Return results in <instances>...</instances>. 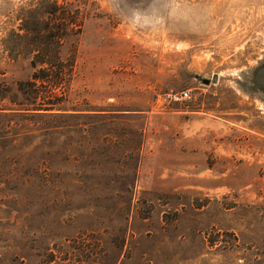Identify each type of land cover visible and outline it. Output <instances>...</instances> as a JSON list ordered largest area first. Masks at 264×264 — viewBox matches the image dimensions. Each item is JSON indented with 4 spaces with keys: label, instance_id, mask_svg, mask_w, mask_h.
I'll return each instance as SVG.
<instances>
[{
    "label": "rangeland",
    "instance_id": "374dc122",
    "mask_svg": "<svg viewBox=\"0 0 264 264\" xmlns=\"http://www.w3.org/2000/svg\"><path fill=\"white\" fill-rule=\"evenodd\" d=\"M52 1L0 0V95L34 71L6 39ZM57 1L83 16L70 101L141 117L90 139L71 129L94 119L0 99V264H264V0ZM171 89L191 98L157 100ZM136 129L130 198L114 175L134 166Z\"/></svg>",
    "mask_w": 264,
    "mask_h": 264
},
{
    "label": "trees",
    "instance_id": "16d2710c",
    "mask_svg": "<svg viewBox=\"0 0 264 264\" xmlns=\"http://www.w3.org/2000/svg\"><path fill=\"white\" fill-rule=\"evenodd\" d=\"M72 5L71 2L66 1L65 5L61 6L58 5L57 0H54L43 5V9L41 6H35L26 11L20 28L24 30V33L11 32L6 43L11 59L16 60L19 57L17 51L20 49L34 53V55H29L34 71L30 78L18 81L17 90L11 92V95L7 93L9 92L7 89H4L6 95H0V99L8 98L15 106V108H8L11 109V113H29L35 116L49 115L53 117L67 115L69 117L94 119L85 126H76L71 129V132L77 135L86 132L90 139L95 138L104 127L109 126L106 125L107 122L111 126L106 129V133H118L120 131L117 125L120 122L130 124L131 121L141 116L134 113H124L122 109L110 111L96 109L93 105H89V108H81L70 101L69 87L76 67L77 38L83 25L81 9L79 7L73 8ZM12 37H19L20 41L17 43ZM63 49L67 52L65 55L60 54ZM256 82L258 83V79ZM5 109L4 111H6ZM2 111L0 114L8 113ZM58 130L55 129L54 132L57 133ZM133 132L139 143L132 148L131 154L127 158L134 160V166L130 170L121 171L114 175L117 181L121 180V185L130 198L134 195L138 179L144 135L143 129H136ZM119 136L123 137L124 134ZM116 148L119 147L116 145ZM90 150L93 153L92 148ZM15 172L18 173L19 171ZM95 172L82 171L79 173V179L87 180L88 174H93L91 178H94ZM51 174L53 182L63 183L65 174L55 170L51 171ZM110 174L106 176L99 172L97 180L111 179L114 181ZM38 175L40 177L35 178L44 181V185L46 181L50 180L48 175L42 176L39 173Z\"/></svg>",
    "mask_w": 264,
    "mask_h": 264
},
{
    "label": "built area",
    "instance_id": "2783aa9c",
    "mask_svg": "<svg viewBox=\"0 0 264 264\" xmlns=\"http://www.w3.org/2000/svg\"><path fill=\"white\" fill-rule=\"evenodd\" d=\"M191 98V92L189 89H182V90H168L162 95H157V100L163 99L167 104H175V103H183L186 100Z\"/></svg>",
    "mask_w": 264,
    "mask_h": 264
},
{
    "label": "water",
    "instance_id": "95a60500",
    "mask_svg": "<svg viewBox=\"0 0 264 264\" xmlns=\"http://www.w3.org/2000/svg\"><path fill=\"white\" fill-rule=\"evenodd\" d=\"M203 81H204L205 83H209V82H210L209 79H203Z\"/></svg>",
    "mask_w": 264,
    "mask_h": 264
}]
</instances>
